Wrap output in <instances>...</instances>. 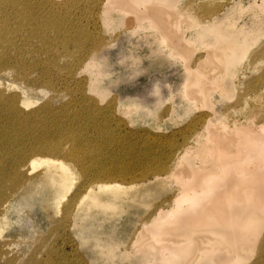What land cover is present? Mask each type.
<instances>
[{"label":"bare ground","instance_id":"bare-ground-1","mask_svg":"<svg viewBox=\"0 0 264 264\" xmlns=\"http://www.w3.org/2000/svg\"><path fill=\"white\" fill-rule=\"evenodd\" d=\"M123 17L113 42L84 24ZM50 45L91 96L61 116L0 91V234L27 159L76 264H264V0H0V67ZM55 246L47 263L70 264Z\"/></svg>","mask_w":264,"mask_h":264},{"label":"rangeland","instance_id":"rangeland-1","mask_svg":"<svg viewBox=\"0 0 264 264\" xmlns=\"http://www.w3.org/2000/svg\"><path fill=\"white\" fill-rule=\"evenodd\" d=\"M216 1H223L224 3L233 2V0ZM97 11L98 8H96L94 15ZM129 18L130 17H123L119 19V23L111 29L110 32L102 31V24H99L100 26L102 25L101 29L100 26L96 28L92 19L89 21L90 24L86 21L84 24L86 25L87 31H92L96 35H101L107 39V41L113 42L117 38V35L121 37L124 34V31L129 24L126 19ZM34 44L38 47L42 45L41 43L36 44V42ZM48 48L50 50L47 52H43L42 50L38 53L28 52L27 50L24 51L19 57L22 64L16 60L17 54L14 52L15 54L10 58V62L7 64L8 66L0 67V91H3L4 95L7 94L13 96H19L23 91L28 92L29 95H31V99L37 102L27 109V111L39 109L47 103L59 112L61 116L66 114V107L73 109L75 112L82 111L85 102L84 98L91 96V94H86L89 93L87 92L89 91L88 89L85 91V88L87 87L85 80L86 74L82 72L81 69H78L80 66L72 65L73 59L61 57L65 52L62 47L60 48L58 45H50ZM4 68H10L12 70H8L7 72ZM74 71L79 73L74 74ZM114 95L117 96L118 93H114L110 97ZM0 116L5 117L1 105ZM124 119L125 122L122 123L127 127V131L150 128L152 131H156L153 128L154 121L151 119L141 120V118H138L140 119L138 120L136 118L137 121L135 123H132L128 117ZM32 123L34 126L40 125L36 121H33ZM8 133H10V130H8ZM90 134L96 135L93 131H91ZM36 157L46 156L38 154ZM23 163L25 165L19 169V177L21 182L23 181V183L26 182L27 184L26 188L21 191L24 199L21 198L20 201V198L18 197L17 199L14 198L12 200V205L14 207L8 213L10 223L6 224L3 228L4 231L0 234V250L2 249L3 244L8 243L9 256L7 255L2 258L0 264H46L53 255L55 256V250L57 249L55 241L68 255L67 259L64 260L65 262H71L70 264L78 263L77 252H75L77 249L76 244L79 242L78 237L72 233L74 244H64L63 238L58 236V234H55V222L60 218V215L57 216L55 214L47 201L51 186L46 179L44 185L40 186V183L44 180L43 177L38 176L44 171L45 166L38 167L33 171L31 162L26 159ZM31 171L33 172L31 173ZM7 177V193H9L15 186L11 183L10 177ZM29 179L31 180L29 181ZM80 251L83 259L86 262L89 261L92 252L85 249ZM13 260L15 261L12 263Z\"/></svg>","mask_w":264,"mask_h":264}]
</instances>
